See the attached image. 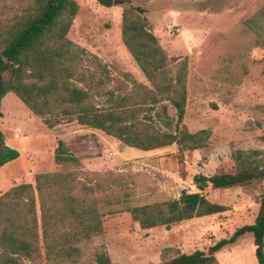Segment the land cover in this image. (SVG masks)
Here are the masks:
<instances>
[{
	"label": "trees",
	"instance_id": "obj_1",
	"mask_svg": "<svg viewBox=\"0 0 264 264\" xmlns=\"http://www.w3.org/2000/svg\"><path fill=\"white\" fill-rule=\"evenodd\" d=\"M94 1L112 5V0ZM77 11L75 0H13L0 5V105L6 93L13 92L49 128L65 117L140 150L173 143L179 152L207 146L210 130L191 132L182 123L187 61L167 56L149 29L147 9L124 6L120 36L149 87L127 74V81L113 77L98 56L67 37ZM244 23L254 33V44L263 48L264 5ZM164 100L175 110L172 130L156 126L149 113ZM18 156L0 131V165ZM53 158L56 169L36 173L34 185L18 183L0 194V264H111L104 244L97 243L104 236L105 215L126 211L140 228L169 227L226 209L205 197L207 187L252 189L264 180V149H232L229 169L193 175L197 191L119 206L118 197L96 179L99 174L85 171L63 141H57ZM259 202L252 223L235 228L206 250L185 253L164 247L157 264H220L216 252L245 232L253 236L257 264H264V191Z\"/></svg>",
	"mask_w": 264,
	"mask_h": 264
},
{
	"label": "rangeland",
	"instance_id": "obj_2",
	"mask_svg": "<svg viewBox=\"0 0 264 264\" xmlns=\"http://www.w3.org/2000/svg\"><path fill=\"white\" fill-rule=\"evenodd\" d=\"M75 1L78 11L67 37L89 55L98 56L113 77L127 81L123 75L127 74L149 87L120 36L122 8L147 9L149 29L167 56L187 61L182 123L191 132L210 130L209 142L183 152L174 143L140 150L65 117L49 128L8 92L1 100L0 131L4 143L19 156L0 165V194L18 183L34 185L36 173L54 171L58 140L80 158L85 171L99 174L96 179L108 194L118 197L119 206L161 202L177 198L183 190L195 192L193 175L229 169L232 149H264V47L254 44V33L244 23L264 0H127L128 5L109 7L94 0ZM12 3L0 0V5ZM149 113L159 128H174L175 110L167 100ZM15 133L25 138L16 139ZM263 191L264 180L252 189L207 187L205 197L226 209L169 227L140 228L126 211L105 215L104 236L97 243L104 244L111 264H157L161 249L168 246L185 253L206 250L235 228L254 221ZM236 247L249 263L252 234L243 233L220 257L231 258L228 250Z\"/></svg>",
	"mask_w": 264,
	"mask_h": 264
},
{
	"label": "crops",
	"instance_id": "obj_3",
	"mask_svg": "<svg viewBox=\"0 0 264 264\" xmlns=\"http://www.w3.org/2000/svg\"><path fill=\"white\" fill-rule=\"evenodd\" d=\"M251 221L250 223H252ZM249 223V224H250ZM228 249L227 246L220 251L216 252V258L220 262V264H257L256 258H253L254 253V246L253 249H251L250 255H249V263H247L246 256L242 253L241 249H238L237 247L234 248V250H228V252L231 254V258H221L220 255L224 253V251ZM255 257V255H254Z\"/></svg>",
	"mask_w": 264,
	"mask_h": 264
},
{
	"label": "water",
	"instance_id": "obj_4",
	"mask_svg": "<svg viewBox=\"0 0 264 264\" xmlns=\"http://www.w3.org/2000/svg\"><path fill=\"white\" fill-rule=\"evenodd\" d=\"M112 4H114V5H128L129 1H127V0H112Z\"/></svg>",
	"mask_w": 264,
	"mask_h": 264
},
{
	"label": "built area",
	"instance_id": "obj_5",
	"mask_svg": "<svg viewBox=\"0 0 264 264\" xmlns=\"http://www.w3.org/2000/svg\"><path fill=\"white\" fill-rule=\"evenodd\" d=\"M14 137L16 139H18V138H25V136H22L20 133H15Z\"/></svg>",
	"mask_w": 264,
	"mask_h": 264
}]
</instances>
